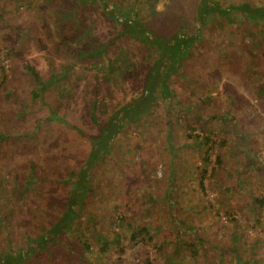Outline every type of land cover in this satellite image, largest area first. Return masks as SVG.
Segmentation results:
<instances>
[{"label":"rangeland","instance_id":"obj_1","mask_svg":"<svg viewBox=\"0 0 264 264\" xmlns=\"http://www.w3.org/2000/svg\"><path fill=\"white\" fill-rule=\"evenodd\" d=\"M179 1L185 7L196 2ZM15 5L13 0L0 2V16L8 20L0 24L4 71L0 73V251L8 241L21 244L64 213L70 186L61 179L78 171L89 151L75 130L46 121L47 106L57 108L53 93L44 95L46 106L32 99L37 85L23 64L30 63L44 76L50 59L59 60L51 54L35 16L28 10L18 12ZM241 19L230 18L224 25L210 21L197 49L184 60L180 79L171 80L180 103L172 104L170 145L163 117L152 112L115 143L118 160L111 154L95 168L96 190L85 197L74 231L77 236L84 233L91 244L96 234L108 240L106 251L99 253L105 264H233L234 256L223 253L232 247L238 251V264H264V203L261 207L257 201L264 200V72L254 68L262 65L264 46L256 47L260 32L242 28ZM96 30L101 38L110 37L109 23L101 17ZM7 48L16 53L12 60L6 56ZM143 74L128 72L127 94L114 90L111 99L135 96ZM95 86L104 93L106 85H97L90 76L69 100L73 123ZM111 107L107 105V110ZM158 109H164L160 101ZM58 110L64 112L66 107ZM203 136L215 144L207 164ZM245 149L255 154L258 166L247 163ZM203 168L206 174L200 186ZM30 173L37 183L26 189ZM170 208L185 228L181 236L199 250L198 258L190 257L174 240ZM147 224L149 241L144 236L131 238L129 229ZM115 233L122 235L118 243L110 242ZM62 244H70L68 256L55 248L50 253L54 260L46 264H85L78 258L83 252L77 238ZM90 247L93 253L99 251V246Z\"/></svg>","mask_w":264,"mask_h":264},{"label":"trees","instance_id":"obj_2","mask_svg":"<svg viewBox=\"0 0 264 264\" xmlns=\"http://www.w3.org/2000/svg\"><path fill=\"white\" fill-rule=\"evenodd\" d=\"M13 2L16 3L18 12H21L20 9L28 10L35 16L42 35L49 43L51 54L59 60L56 62L50 59L48 71L44 76L30 63L23 64V68L30 73L37 85L32 91V99H40V103L46 106L44 95L47 92L53 93L58 100L57 108L47 106L46 121L75 130L79 138L86 141L89 151L78 171H74L66 179H61L64 185L70 186L66 194L64 213L53 224L45 225L32 236H26L21 244L12 245L7 240V248L0 251V264H46L47 261L54 260L55 257H50V253L54 254L52 250L55 248L68 256L70 244L62 246V243L64 239L69 241L73 237L77 238L79 249L83 252L81 257H78L81 261L85 264H105L99 253L106 251L108 240L96 234L93 244L99 246V251L93 253L92 250L89 251L90 245H93L90 238L84 233L77 236L74 231L85 197L96 190L93 183L95 168L111 154L113 159L118 160L120 149H114L115 143L120 141L124 133L131 131L132 127L139 126L144 117L152 112L163 117L170 145L172 104L180 103L175 87L171 86V80L173 77L180 79L178 72L184 60L197 49V43L203 37L204 27L210 21L224 25L226 20L240 17L242 28L253 33L255 32L252 30L260 32V40H257L255 45L262 47L264 0H227L224 3L220 0H196L189 1L186 7L179 0H123L121 3H114L113 0ZM100 17L109 23L108 39L101 38L96 32ZM6 21L8 20L0 16V24ZM6 50V56L12 60L16 53L9 48ZM261 64L254 65V68L264 72V55L261 56ZM128 72L136 76L144 72L141 88L129 99L113 101L111 98L114 90L122 91L123 95L127 94L125 82L129 78ZM0 73L4 74L1 63ZM90 76L97 85L105 84L106 89L104 93H101L97 86L91 89L92 93H88L84 100L83 113L73 123L70 120L72 110L68 108L71 104L69 100L74 99L82 82ZM261 88H264V83ZM159 101L164 105L163 111L158 109ZM107 105H112L111 109L107 110ZM62 106L66 107V111L58 110ZM225 124L228 125L229 122L226 120ZM4 138L6 136H2L3 140ZM195 138L197 140L198 136ZM200 141L207 147L203 155V162L207 164L209 150H214L215 144L208 136L201 137ZM244 151L248 157L247 163L258 166L257 160H254L255 154L247 149ZM220 163L221 156L217 153L215 164L219 166ZM215 168L216 165L212 170ZM172 169L170 180L175 172L174 168ZM205 174L206 169L203 168L200 186ZM26 183V189L37 183L36 175H28ZM106 185L104 183L99 188L102 189ZM257 201L262 207L264 200L260 197ZM169 215L172 221L170 229L174 240L179 243V248L187 251L193 259L198 258L199 250L191 241L181 236L185 228L171 208ZM122 220L124 219L121 218ZM148 227L147 224L137 229H129L131 238L144 236L149 241L151 229ZM121 236L120 233H115L110 242L118 243ZM223 253H231L234 256L233 264H238V251L235 247ZM69 260L64 258L66 262Z\"/></svg>","mask_w":264,"mask_h":264}]
</instances>
